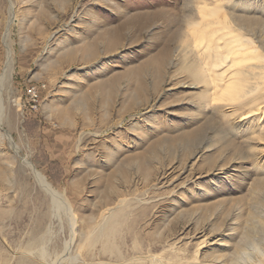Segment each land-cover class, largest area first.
Here are the masks:
<instances>
[{
	"label": "rangeland",
	"instance_id": "rangeland-1",
	"mask_svg": "<svg viewBox=\"0 0 264 264\" xmlns=\"http://www.w3.org/2000/svg\"><path fill=\"white\" fill-rule=\"evenodd\" d=\"M219 1L264 57V0ZM195 21L198 0H0V264H264V88L213 99Z\"/></svg>",
	"mask_w": 264,
	"mask_h": 264
},
{
	"label": "bare ground",
	"instance_id": "bare-ground-1",
	"mask_svg": "<svg viewBox=\"0 0 264 264\" xmlns=\"http://www.w3.org/2000/svg\"><path fill=\"white\" fill-rule=\"evenodd\" d=\"M198 1L200 21L192 23L186 37L195 73L206 83L213 99H221L228 109L233 110L241 98H260V91L264 88V57L250 48L249 42L241 35L234 31L226 32L224 27L218 29L223 22L211 18L223 11L219 0ZM209 5L213 8L208 9ZM35 173L43 184L50 187L43 177Z\"/></svg>",
	"mask_w": 264,
	"mask_h": 264
}]
</instances>
